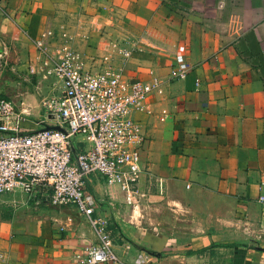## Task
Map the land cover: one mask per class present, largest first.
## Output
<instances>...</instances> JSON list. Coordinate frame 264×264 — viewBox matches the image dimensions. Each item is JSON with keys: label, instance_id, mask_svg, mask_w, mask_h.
Wrapping results in <instances>:
<instances>
[{"label": "crops", "instance_id": "1", "mask_svg": "<svg viewBox=\"0 0 264 264\" xmlns=\"http://www.w3.org/2000/svg\"><path fill=\"white\" fill-rule=\"evenodd\" d=\"M80 5L91 12L76 13ZM0 8V96L32 75L35 39L49 32L55 41L63 22L86 67L101 68L109 38L134 37L127 72L163 80L146 100L152 112L134 113L146 137L140 214L117 184L87 181L121 264L140 251L150 264H264V0H0ZM181 64L188 75L172 79ZM97 240L74 205L0 196V264H84Z\"/></svg>", "mask_w": 264, "mask_h": 264}, {"label": "built area", "instance_id": "2", "mask_svg": "<svg viewBox=\"0 0 264 264\" xmlns=\"http://www.w3.org/2000/svg\"><path fill=\"white\" fill-rule=\"evenodd\" d=\"M34 44L31 74L53 78L62 90L47 104L54 122L46 116L35 121V128H26L24 112L12 99L0 96V196L21 192L55 206L74 205L89 218L98 237L81 262L121 264L107 221L94 216L98 204L86 189L87 181L100 175L119 186L126 204H140L145 196L139 178L146 137L134 113L152 112L146 100L163 92V80L153 71L149 79L133 77L125 64L114 65L109 58L100 69L88 68L72 36L56 43L45 32ZM119 53L129 58L132 48H120ZM187 75L184 64L171 72L172 79ZM162 114L164 119L167 111ZM56 125L62 129H47ZM80 135L84 139L77 140ZM84 142L87 145L79 149ZM259 191L258 201L264 204V179ZM152 256L140 251L133 264H150Z\"/></svg>", "mask_w": 264, "mask_h": 264}, {"label": "rangeland", "instance_id": "3", "mask_svg": "<svg viewBox=\"0 0 264 264\" xmlns=\"http://www.w3.org/2000/svg\"><path fill=\"white\" fill-rule=\"evenodd\" d=\"M79 6V12L76 13H83L86 14L91 12L90 6L85 7ZM73 13V12H72ZM65 24V25H64ZM63 27H58L56 32H54V39L57 42H63L67 39H69L70 36L74 35L77 36L71 29V26L67 25V22H63ZM81 38V37H79ZM91 39V38H90ZM110 40L116 39V42L113 44V49L107 51L106 53H98L97 52V58L100 59L102 62L105 61L107 58L114 64V65H121V64H127L129 61V58H125L123 55L119 53L120 48L128 47L129 49L132 48V51H134V37L132 38H109ZM74 40V37H73ZM89 40V37L87 38ZM116 45V47H114ZM97 49H100V46H97ZM115 51V52H114ZM132 55V54H131ZM89 66V65H88ZM17 82L18 85H15L13 96L9 97L12 99L15 104L24 112V118L30 122L33 127H37L35 125L36 120H45L46 116L50 117L48 122H54L52 121V116L49 114V108H47V104L49 100H51L54 96H57L61 93L62 85L61 83L57 82L56 80L47 79L44 76L40 75L38 77L27 76V77H18L17 76ZM77 140L84 139L83 136H78L76 138ZM84 145H87L86 142L83 143ZM82 148V147H81ZM132 209V208H130ZM135 214H140L138 212L140 210V207L134 208ZM131 212V210H130ZM134 213V212H133Z\"/></svg>", "mask_w": 264, "mask_h": 264}, {"label": "water", "instance_id": "4", "mask_svg": "<svg viewBox=\"0 0 264 264\" xmlns=\"http://www.w3.org/2000/svg\"><path fill=\"white\" fill-rule=\"evenodd\" d=\"M49 128L62 129L59 125H56V126H49V127H47V129H49Z\"/></svg>", "mask_w": 264, "mask_h": 264}, {"label": "trees", "instance_id": "5", "mask_svg": "<svg viewBox=\"0 0 264 264\" xmlns=\"http://www.w3.org/2000/svg\"><path fill=\"white\" fill-rule=\"evenodd\" d=\"M153 253H155V254H156L157 252H153Z\"/></svg>", "mask_w": 264, "mask_h": 264}]
</instances>
